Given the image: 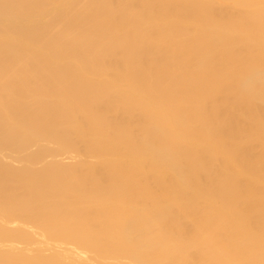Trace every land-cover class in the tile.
<instances>
[{
  "label": "bare ground",
  "instance_id": "1",
  "mask_svg": "<svg viewBox=\"0 0 264 264\" xmlns=\"http://www.w3.org/2000/svg\"><path fill=\"white\" fill-rule=\"evenodd\" d=\"M0 264H264V0H0Z\"/></svg>",
  "mask_w": 264,
  "mask_h": 264
}]
</instances>
